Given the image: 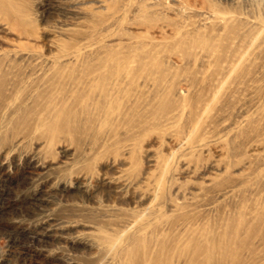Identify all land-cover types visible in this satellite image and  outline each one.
<instances>
[{"label": "rangeland", "instance_id": "rangeland-1", "mask_svg": "<svg viewBox=\"0 0 264 264\" xmlns=\"http://www.w3.org/2000/svg\"><path fill=\"white\" fill-rule=\"evenodd\" d=\"M0 72V264H96L162 217L264 264V0H0Z\"/></svg>", "mask_w": 264, "mask_h": 264}, {"label": "bare ground", "instance_id": "bare-ground-1", "mask_svg": "<svg viewBox=\"0 0 264 264\" xmlns=\"http://www.w3.org/2000/svg\"><path fill=\"white\" fill-rule=\"evenodd\" d=\"M5 85V76L0 72V95L3 94ZM23 112L24 110L20 116H22ZM19 114L17 116H19ZM19 119L22 120L21 117ZM137 216L135 215V217ZM140 216L141 215H139V217ZM187 222L188 221H186L184 217L174 219L162 217L159 218L158 222H151L149 220L148 223H143L138 218L130 220V222H128V228L126 230H120V235L117 238L113 240H104L102 254L98 257V262L96 264L104 262L108 254L120 245L121 238L125 236V232L128 233L129 228L137 229L139 226L143 225H145L143 228H145L146 231L152 233L149 236L150 239L143 240L139 237H132L128 244L123 247L124 259L119 264H173L172 261L175 256H186L193 248H195V250L207 249L206 257L204 258L206 263L222 264L221 259L223 256H229L234 250V247L242 246L241 241L231 236V233H235L233 231H211L203 225L194 227L191 224H185ZM175 230L180 232L182 237L172 236V242L166 241V234ZM160 232L164 234L162 235ZM152 246H154V248ZM215 255H218L219 259L215 258ZM194 257L195 255L191 258ZM213 257L216 262L211 261Z\"/></svg>", "mask_w": 264, "mask_h": 264}]
</instances>
